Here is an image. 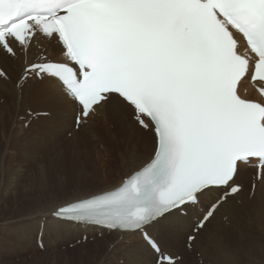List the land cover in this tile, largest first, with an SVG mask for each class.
Here are the masks:
<instances>
[{"label": "snow or ice", "instance_id": "obj_1", "mask_svg": "<svg viewBox=\"0 0 264 264\" xmlns=\"http://www.w3.org/2000/svg\"><path fill=\"white\" fill-rule=\"evenodd\" d=\"M37 46L21 79L58 84L79 106L77 125L110 108L155 138L150 161L119 187L65 202L55 217L140 234L153 264H182L159 226L216 194L191 223L203 235L241 192L247 165L264 180V0H0V61Z\"/></svg>", "mask_w": 264, "mask_h": 264}, {"label": "bare ground", "instance_id": "obj_2", "mask_svg": "<svg viewBox=\"0 0 264 264\" xmlns=\"http://www.w3.org/2000/svg\"><path fill=\"white\" fill-rule=\"evenodd\" d=\"M38 48L39 46L33 49V56H20L15 60L6 58L0 61L9 77L8 80L0 78V214H3L0 219L5 220L6 226L4 233L0 230V245L11 242H17L18 245L26 244V241L34 242L42 226V238L47 244L54 245L50 247L54 250L64 240L81 237L82 233L93 237L103 232L104 236L93 243L94 246L90 250L92 256L100 253L109 261L115 257L118 264H121L123 259V263L128 264H153L151 249L140 234L96 231L93 227H82L53 217L52 214L56 208L63 206L65 202L116 187L114 185L113 188L93 190L98 187L96 177L105 174L107 178H110L112 173L106 166H100L99 156L103 147L116 148V160L123 161L130 168L124 174L126 177L151 158L155 150V138L153 134L152 138L150 134L140 130L130 116L124 120L116 119L110 108L101 110L105 125L111 128L106 130L102 127L104 135L100 136L101 125L97 122L92 124V127L85 126L89 122L88 119L94 117L92 115L84 121L80 132L73 134L72 139L63 138V129L74 126L78 111L77 104L67 98L63 89L49 78L38 81L34 77L27 79L20 86L17 85L26 60L29 62L36 57L40 51ZM44 48L49 55L55 54L53 47L47 42L44 43ZM55 52L59 53L58 50ZM32 99L43 105L40 109L36 108V112L49 111L53 117V120L49 118L52 122L49 120L46 124L43 121V126H46L45 137L33 136L34 139L42 142L39 148L34 147L31 138L24 140V137H21L24 128L21 129L18 126L19 115L23 108L33 104ZM53 123L56 125H52ZM36 130L39 132L41 129ZM2 134H6L7 142L4 144ZM112 134L116 137H111ZM60 135L62 137H59ZM83 136L92 139L88 143L93 146V152L81 142L84 139ZM41 166L46 169L43 183L38 176ZM90 167H93L91 172H89ZM253 175L254 171L247 166L242 170L239 181H243L244 188L236 194L234 200L216 214L207 232L196 235L197 239L192 242L191 250L186 247L188 236L193 235L191 223L195 222V218L203 215L216 194H212L197 206L188 209L187 215L172 216L160 225L156 235L161 243L176 256L180 255L182 264L205 262L209 256L219 259L222 264H254L257 261H264V180L257 183L256 190L251 193L250 185L254 181ZM32 181L37 185L49 183L47 184L49 189L43 186L44 188L38 190V193L43 195V192H48L45 203L37 202L39 205H34L40 200V196L38 195V200L32 201V193L29 191L34 186ZM70 187L73 189L70 190ZM35 188L33 187V190ZM87 190L89 192H86ZM23 194L26 195L23 199L28 202H20L22 198L20 195ZM12 210H16L19 216ZM9 213L10 216L7 217L6 214ZM10 224L14 226L8 234ZM24 248H27V245ZM116 254L119 255L115 256ZM87 258L90 256L88 255ZM26 264L61 263L57 258H34Z\"/></svg>", "mask_w": 264, "mask_h": 264}, {"label": "rangeland", "instance_id": "obj_3", "mask_svg": "<svg viewBox=\"0 0 264 264\" xmlns=\"http://www.w3.org/2000/svg\"><path fill=\"white\" fill-rule=\"evenodd\" d=\"M32 102H33L32 105H30L27 108H23L21 114L18 117V120H19L18 126H20L21 129L24 128V131H22L21 137H24V140L26 138H31L32 142L34 143V147L39 148V146L42 145V142H40L38 139L37 140L34 139V137H45L46 136V133H45L46 132V130H45L46 126H43V121H45L47 124V122H49L50 119H49V114H48L47 118H46V116H43V119H41L42 122L40 121L38 124H36V122H34L33 120L35 119V121H38L39 119L37 120V118H34V117H33L34 119H32L30 121L32 126L30 124H29V126H27L26 122L23 123L24 120L25 121L30 120V117L28 116V115H31L30 112L35 113L36 112L35 110L40 109L43 106L42 104L36 102L33 99H32ZM43 108H46V107H43ZM47 112H49V111H47ZM24 113L27 115L25 117L26 119H24L22 116V115H25ZM71 115H74V114L71 113ZM51 118L53 120V117H51ZM52 120H50V122H52ZM88 120H90V118ZM96 122L101 125L99 128V134L102 132L100 134V136L104 135V132L101 129H103V128H105L106 130L111 129L110 127H107L105 125L104 119L102 121V118H95L92 121H90L88 124H86V126L92 127V124H94V123L96 124ZM71 124H73V123H71ZM52 125H56V123H53ZM72 127H74V126L71 125V126H68L66 129H63V138L66 137V138L72 139V137H73ZM36 129H41V130L38 132ZM42 131H44V133H42ZM71 134H72V137H67V136H71ZM59 137H62V135H60ZM83 137H84V139L81 142L93 152V149H92L93 146H91L90 143H88L89 140H92V139L90 137H85V136H83ZM111 137H116V136L112 134ZM2 138H3V144L6 143L7 142L6 141V134H2ZM95 144H96V142H95ZM6 149H8V147H6ZM115 149H112L111 146L103 147V151L101 152V154L99 156L100 157L99 162L101 164L100 166L101 167L106 166L108 168V170H111L112 173H111L110 178L109 177L107 178L105 174L100 175L99 177H96V182H98V185H96V186H98V187L94 188L93 190L100 191V190L110 188L114 185H117L122 180V177H124V174L128 171L127 169H130L124 164L123 161L120 162V161L116 160L115 155L117 156V152H116L117 150H115ZM9 151H12V149H9ZM90 168H91V170L89 172L92 171L93 167H90ZM32 172L34 173V171H32ZM32 172H31V174H32ZM240 182H243V181L240 180ZM33 183L32 184L34 186H32V190H29L30 193H32V201L38 200L37 197H38V195L40 196V200L36 201V203L34 205H39L37 202H44L45 203V197H47L48 192H43L44 193V195H43L42 193H38L39 192L38 190L41 188H44L43 186H47V188L49 189V187H48L49 185H47L49 183L46 182L45 185H41L40 183H38L39 187L37 184H35V182H33ZM253 185L254 184L250 185L251 193H253V191L256 190V188L253 187ZM96 186H94V187H96ZM33 187H36L35 190H33ZM70 188H71L70 190L73 189L72 187H70ZM44 190H46V189H44ZM93 190H90V191H93ZM86 192H89V190H87ZM20 196H22L20 202H28L25 199H23V197L26 196L25 194L20 195ZM32 203H34V202H32ZM12 211H16V210H12ZM16 213L18 214L17 211H16ZM2 215L3 214L1 213L0 217ZM6 216L9 217L10 213L6 214ZM18 216H19V214H18ZM4 223H5V220L2 221L0 219V230L3 233L5 232V227H6L4 225ZM10 225L11 226H8V228H9V230L7 231L8 234L11 233L12 227L14 226L13 224H10ZM76 238H80V237H74L72 239L64 240L63 243L58 248H56L55 250L53 248H50L54 245L47 244V242H45L44 238H42V240L44 242V251L45 252L44 251L42 252L37 245L38 236L36 237V240L34 242L26 241V244L21 243L18 245V243L15 241L16 243L11 242L8 244L0 245V264H26V262L29 263L34 258H41V259L57 258L61 264H66L67 262L69 264H101V263H103V264H118L115 257H113L109 261V260L105 259V257L100 253L96 254L97 256L94 255L95 257L92 256L90 250H91V248H93L94 242H91L88 240L84 244L77 245V244H75ZM25 245H27V248H24ZM88 255L90 256V258H87ZM118 255L119 254H116L115 256H118ZM87 259H89V260H87ZM197 264H203V262H198ZM254 264H264V261H257Z\"/></svg>", "mask_w": 264, "mask_h": 264}]
</instances>
